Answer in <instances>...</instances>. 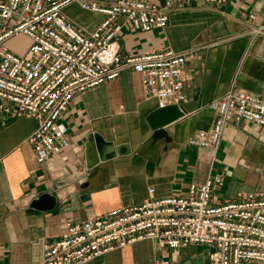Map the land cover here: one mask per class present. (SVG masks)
<instances>
[{
  "label": "crops",
  "instance_id": "obj_1",
  "mask_svg": "<svg viewBox=\"0 0 264 264\" xmlns=\"http://www.w3.org/2000/svg\"><path fill=\"white\" fill-rule=\"evenodd\" d=\"M174 8L163 31L125 30L117 39L124 57L164 48L194 53L186 60L183 82L184 104L196 110L165 127L166 138L152 139L145 118L155 103L144 99L139 76L130 70L73 100L61 119L70 146L44 166L36 164L27 142L36 121L0 115V264H40L43 244L58 240L68 223L141 203L149 189L156 197L178 196L189 185L222 174L225 201L239 192L264 191V180L256 182L247 171L250 164L264 162V129L228 125L217 151L187 146L194 132L212 127L214 112L208 105L233 81L238 89L264 99V38L245 33L249 14L257 16L253 25L264 24V0H226L214 8L199 0ZM63 16L85 32L104 19L77 5L65 8ZM91 133L115 146L128 145L130 154L87 170L83 152ZM42 194L55 198L52 210L31 208ZM212 252L210 246L188 244L174 253L142 241L87 264H210Z\"/></svg>",
  "mask_w": 264,
  "mask_h": 264
},
{
  "label": "built area",
  "instance_id": "obj_2",
  "mask_svg": "<svg viewBox=\"0 0 264 264\" xmlns=\"http://www.w3.org/2000/svg\"><path fill=\"white\" fill-rule=\"evenodd\" d=\"M198 1L0 0V115L36 121L27 142L38 166L69 148L61 119L73 100L115 81L123 70L139 76L144 99L155 109L186 102L183 74L193 52L164 48L124 57L117 39L125 30L163 31L174 5ZM202 1L210 8L226 2ZM71 5L104 19L85 32L63 16ZM248 21L246 35L264 38V24H252L257 16L249 14ZM18 38L27 42L19 52L9 47ZM208 106L214 112L212 127L194 132L190 148L217 151L228 125L264 129V99L238 89L234 81ZM224 183L222 174H214L178 196L156 197L149 189L141 203L68 223L58 240L43 244L40 264H87L142 241L174 253L188 244L210 246V264H264V191L239 192L219 203L214 194Z\"/></svg>",
  "mask_w": 264,
  "mask_h": 264
},
{
  "label": "water",
  "instance_id": "obj_3",
  "mask_svg": "<svg viewBox=\"0 0 264 264\" xmlns=\"http://www.w3.org/2000/svg\"><path fill=\"white\" fill-rule=\"evenodd\" d=\"M196 107L184 104L180 107L169 106L163 109L152 110L145 118L146 124L152 132V139L166 138L163 130L168 125L182 119L186 114L193 113ZM84 161L87 170H91L101 163L114 160L118 157L130 154L128 145L115 146L111 142L104 141L97 134H88L84 143ZM55 198L50 194H42L32 202L31 208L39 211L53 209Z\"/></svg>",
  "mask_w": 264,
  "mask_h": 264
},
{
  "label": "rangeland",
  "instance_id": "obj_4",
  "mask_svg": "<svg viewBox=\"0 0 264 264\" xmlns=\"http://www.w3.org/2000/svg\"><path fill=\"white\" fill-rule=\"evenodd\" d=\"M26 46H27L26 40L23 39V38H18L17 40H14L10 44L9 47H10L11 50L19 52V51L24 50V48ZM247 171L251 175V177H253V179L256 182L264 180V162L260 163L259 165H257L256 163L250 164V166L247 169ZM220 189L216 190L215 195H214V200L216 202H219V203L225 201V197H224V194H223L224 189H223V191L222 190L220 191Z\"/></svg>",
  "mask_w": 264,
  "mask_h": 264
}]
</instances>
